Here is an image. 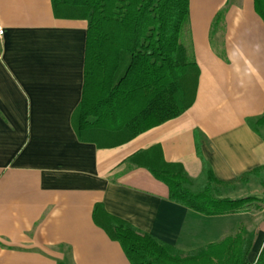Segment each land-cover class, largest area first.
<instances>
[{
    "label": "crops",
    "instance_id": "obj_1",
    "mask_svg": "<svg viewBox=\"0 0 264 264\" xmlns=\"http://www.w3.org/2000/svg\"><path fill=\"white\" fill-rule=\"evenodd\" d=\"M182 42L200 69L183 114L130 136L115 118L82 137L88 21L58 17L52 0H0V264H131L94 208L182 252L245 227L264 246V209L205 214L170 199L133 156L159 147L200 192L206 168L230 199L264 200V19L255 0H189ZM248 175L249 172L259 169Z\"/></svg>",
    "mask_w": 264,
    "mask_h": 264
},
{
    "label": "trees",
    "instance_id": "obj_2",
    "mask_svg": "<svg viewBox=\"0 0 264 264\" xmlns=\"http://www.w3.org/2000/svg\"><path fill=\"white\" fill-rule=\"evenodd\" d=\"M58 17L88 21L83 98L75 110L76 131L111 117L135 136L178 117L196 99L200 69L182 42L189 19V0H52ZM264 19V0H255ZM252 126H264V116ZM169 187L170 199L205 214L246 211L253 197L218 198L221 184L206 168L207 182L193 192L181 164L165 161L159 147L133 156ZM249 172L248 175L259 171ZM94 220L119 242L131 264H264V246L250 258L254 239L245 227L191 252H182L129 222L94 208Z\"/></svg>",
    "mask_w": 264,
    "mask_h": 264
},
{
    "label": "rangeland",
    "instance_id": "obj_3",
    "mask_svg": "<svg viewBox=\"0 0 264 264\" xmlns=\"http://www.w3.org/2000/svg\"><path fill=\"white\" fill-rule=\"evenodd\" d=\"M214 195L218 198H228L226 196L230 195V193L229 192L225 193L221 191L219 187H217L216 191H214ZM262 209H264L263 199L252 200L246 205V210L251 212V214H253L251 216V222L249 223L251 228L253 227L252 225H256V223L254 222V219L261 215L260 211H262Z\"/></svg>",
    "mask_w": 264,
    "mask_h": 264
},
{
    "label": "built area",
    "instance_id": "obj_4",
    "mask_svg": "<svg viewBox=\"0 0 264 264\" xmlns=\"http://www.w3.org/2000/svg\"><path fill=\"white\" fill-rule=\"evenodd\" d=\"M4 34H5V28L2 24V22L0 21V39L3 38Z\"/></svg>",
    "mask_w": 264,
    "mask_h": 264
}]
</instances>
